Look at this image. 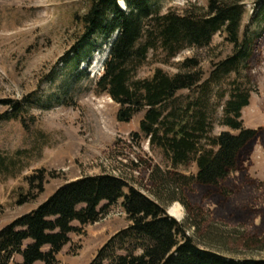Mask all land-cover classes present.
Returning <instances> with one entry per match:
<instances>
[{"label": "rangeland", "instance_id": "1", "mask_svg": "<svg viewBox=\"0 0 264 264\" xmlns=\"http://www.w3.org/2000/svg\"><path fill=\"white\" fill-rule=\"evenodd\" d=\"M87 1L0 0V101L24 104L18 120H7L11 110L0 107V230L37 210L60 187L84 177H122L153 199L152 169L184 177L197 173L193 161L173 168L161 150L143 138L139 129L142 112L129 123H120L117 104L97 91L96 82L115 35L106 42L94 38L91 52L88 47L75 46L80 33L77 20L85 13ZM242 1L245 14L240 41L255 42L250 71L241 67L210 83L208 94H200L201 89L182 92L177 101L182 108L202 96L211 125L207 137L236 135L222 120L225 104L238 87L249 93L248 105L241 111L243 128L255 130L258 138L239 170L229 176L226 196L207 198L195 187L187 192L192 209L202 214L204 228L199 233L191 228L194 219L188 220L179 203L165 207L201 248L227 258L258 260L264 259V0ZM150 2L160 15L207 5V0ZM119 6L125 9L122 1ZM224 39L223 34H216L210 47L184 49L170 60L160 51L151 53L138 68L136 79L149 80L156 70L172 77L184 61L197 59L206 82L216 65L233 54ZM75 53H79L78 61ZM40 173L42 192L34 182ZM30 178L34 179L32 187L26 180ZM121 203L94 224L73 222L77 232L68 236L69 242L56 255L57 264L92 263L110 239L130 226ZM256 240L262 243L252 245ZM29 244L25 242L21 249ZM11 263H21L20 256L15 254Z\"/></svg>", "mask_w": 264, "mask_h": 264}, {"label": "trees", "instance_id": "2", "mask_svg": "<svg viewBox=\"0 0 264 264\" xmlns=\"http://www.w3.org/2000/svg\"><path fill=\"white\" fill-rule=\"evenodd\" d=\"M119 1L124 3V10ZM150 1L88 0L85 13L77 20L80 33L75 46L88 47L91 52L94 38L106 42L115 35L96 82L97 91L117 104L116 119L120 123H129L142 112L139 129L143 138L160 149L173 168L193 161L196 175L184 177L152 169L149 181L153 199L113 175L84 177L65 184L37 210L0 230V264H13L15 254L21 258V263L15 264H57L56 255L69 242L68 236L77 232L72 223L94 224L119 200L130 226L110 239L90 264H264V259L227 258L201 248L187 236L184 224L166 212L168 205L179 203L188 220L193 217L190 226L199 233L204 228L202 214L192 209L187 192L195 187L207 198L226 196L229 176L239 170L258 138L255 130L243 128L241 111L248 105L249 93L238 87L225 104L222 120V125L236 135L207 137L211 125L202 96L182 108L177 101L182 92L201 89L200 94H208L210 83L241 67L250 71L255 42L240 41L244 3L207 0L205 9L160 15ZM216 34L225 36L233 54L216 65L208 81L203 82L197 59L184 61L172 77L156 70L149 80L136 79L138 68L151 53L160 51L170 60L184 49L210 47ZM75 54L78 61L79 53ZM0 107L11 110L7 120H18L24 112L20 102L0 101ZM203 141H207L205 146ZM43 178L40 173L35 180H26L30 187L38 182L37 189L42 192ZM23 198L21 195L19 204ZM101 204L105 205L100 209ZM262 240L251 244H261ZM25 242L30 244L22 250ZM44 248L48 251L43 252Z\"/></svg>", "mask_w": 264, "mask_h": 264}, {"label": "bare ground", "instance_id": "3", "mask_svg": "<svg viewBox=\"0 0 264 264\" xmlns=\"http://www.w3.org/2000/svg\"><path fill=\"white\" fill-rule=\"evenodd\" d=\"M176 205H177V204H176ZM177 207H178V205H177ZM170 215H171L173 218L176 217V215H174V213H173L172 211H170Z\"/></svg>", "mask_w": 264, "mask_h": 264}]
</instances>
